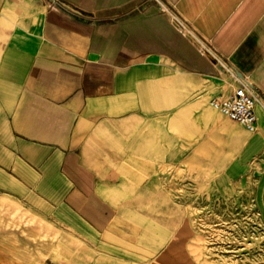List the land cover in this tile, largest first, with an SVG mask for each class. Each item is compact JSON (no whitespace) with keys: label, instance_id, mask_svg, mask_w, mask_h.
I'll return each instance as SVG.
<instances>
[{"label":"crops","instance_id":"crops-1","mask_svg":"<svg viewBox=\"0 0 264 264\" xmlns=\"http://www.w3.org/2000/svg\"><path fill=\"white\" fill-rule=\"evenodd\" d=\"M205 190L264 226V0H0V264H215Z\"/></svg>","mask_w":264,"mask_h":264},{"label":"rangeland","instance_id":"rangeland-1","mask_svg":"<svg viewBox=\"0 0 264 264\" xmlns=\"http://www.w3.org/2000/svg\"><path fill=\"white\" fill-rule=\"evenodd\" d=\"M183 204L198 205V220L209 224L204 230L214 245L215 264H264V226L251 196L239 190H205L185 197ZM194 219L196 213L187 214Z\"/></svg>","mask_w":264,"mask_h":264},{"label":"built area","instance_id":"built-area-1","mask_svg":"<svg viewBox=\"0 0 264 264\" xmlns=\"http://www.w3.org/2000/svg\"><path fill=\"white\" fill-rule=\"evenodd\" d=\"M209 103L230 121L241 124L250 132L256 130L257 98L247 87L243 86L235 93L213 98Z\"/></svg>","mask_w":264,"mask_h":264}]
</instances>
